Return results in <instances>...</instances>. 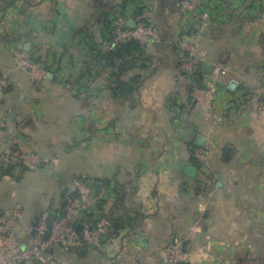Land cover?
<instances>
[{
    "label": "crops",
    "instance_id": "1",
    "mask_svg": "<svg viewBox=\"0 0 264 264\" xmlns=\"http://www.w3.org/2000/svg\"><path fill=\"white\" fill-rule=\"evenodd\" d=\"M189 1L191 10L183 0H15L0 14V78L9 83L0 93V152L16 147L46 160L31 170L15 163L24 178L0 183V193L59 212L76 177L104 185L85 211L110 220L103 245L69 254L72 264H167L174 238L187 264H264V0ZM143 7L153 15L136 16ZM204 13L205 63L227 71L217 81L216 118L197 106L196 82L181 69L180 40L192 42ZM150 17L163 40L144 46V68L118 77L94 63L108 51L110 21ZM24 53L40 59L46 81L32 80ZM135 76L137 92L122 98L118 86ZM199 137L210 149L202 161L191 149ZM25 170L36 173L26 178Z\"/></svg>",
    "mask_w": 264,
    "mask_h": 264
},
{
    "label": "built area",
    "instance_id": "2",
    "mask_svg": "<svg viewBox=\"0 0 264 264\" xmlns=\"http://www.w3.org/2000/svg\"><path fill=\"white\" fill-rule=\"evenodd\" d=\"M182 7L191 10L192 6L189 0H183ZM122 19L115 22L113 30V41L110 46L115 49L129 41L136 40L142 45H154L160 41V36L153 25L146 22H136V28L126 27ZM209 29V15L204 13L200 24L195 32L192 42L180 40V51L182 55V71L195 78L202 73V66L206 61V55L201 52L202 39ZM23 60V59H22ZM21 60V61H22ZM21 66L29 70L32 80L36 83H43L47 80L48 73L46 68L34 63L30 58H26ZM214 71V72H213ZM210 77L201 85L206 90L200 88L195 83L192 92V98L208 117L216 118L213 112L215 96L218 91L217 81L219 75H226L227 71L222 63H217ZM9 83L6 79L0 78V93L7 89ZM5 133V124L0 123V142ZM210 149L198 147L192 150L195 159L202 161L208 158ZM15 163H20L30 169H37L46 163L36 156L23 154L18 148L0 152V181L2 179L13 180V177L4 174ZM84 178H78L74 181V192L66 193L67 204L58 212L57 220L50 230V237L46 238L48 223L51 219V210L44 211L37 220L38 225L33 224L28 228V239L21 243L16 238L14 229L20 217L22 207L17 205L12 214H0V264H23L25 262H37L41 264H58L55 254L51 251L59 248L66 253L72 254L86 249L90 245L101 247L103 235L106 228L110 225L108 218L101 219L95 226L85 219V211L89 208L88 201L91 196V189ZM84 214L83 230L79 232L77 226L80 223L79 215ZM35 230V234L32 232ZM181 240L174 238L172 242L164 248L167 264H187L181 256Z\"/></svg>",
    "mask_w": 264,
    "mask_h": 264
},
{
    "label": "trees",
    "instance_id": "3",
    "mask_svg": "<svg viewBox=\"0 0 264 264\" xmlns=\"http://www.w3.org/2000/svg\"><path fill=\"white\" fill-rule=\"evenodd\" d=\"M14 3H15V0H11L4 7L0 8V14L6 13L12 7V5ZM153 13H154L153 11H150V8L143 7V8H136L135 9V15L138 17L146 15V14L153 15ZM142 21L153 25V27L155 28V30L159 34L160 39L163 40V32L160 30L159 24H157L154 20H152L151 17L150 18H144V19L140 20V22H142ZM115 22L116 21L114 20V21H110L108 23L107 29H106L107 31L104 35L106 38L105 40L108 42V45H107L108 51L106 53H103V54L96 53L94 63L98 62V61H100V62L104 61V62L110 64L112 66V68H114L117 71V76L121 77V76L127 74L128 71L131 72L133 69L144 68V65H138V64L142 63V62H140L139 59L144 57L145 47L139 41L132 40V41H129V42H127V43H125V44H123V45H121L115 49H111L110 46H111L112 41H113V30H114ZM136 22L139 23V20ZM91 51L92 52L94 51L93 46L91 47ZM30 59L34 63H40V59L35 55H31ZM203 75L204 74L202 71V73L200 75H198L194 81L196 83L201 82V80L203 79ZM140 83H141V76H135L132 78V81H129L126 84L120 83V85L117 88L118 93L120 94V96L122 98L129 99L134 95V93L137 92ZM195 148H198V146H196V145L191 146L192 150H194ZM16 169H18L17 164H13L8 169V171H6V173L4 175L10 176V177H13L14 179H16V176L18 175V173H17L18 171ZM85 180L88 181L87 179H85ZM65 200H66V197H65ZM61 211L62 210H60L59 213H61ZM100 218H101V216H97L96 213L93 212V208H92L91 213H87L85 215V219H89V221L92 223L93 226H95L100 221ZM104 239H105V236L103 235V241H102L101 246L103 245ZM57 249H59V248H56V250ZM56 250H53L51 252L55 254ZM78 252L72 253V254H78Z\"/></svg>",
    "mask_w": 264,
    "mask_h": 264
},
{
    "label": "rangeland",
    "instance_id": "4",
    "mask_svg": "<svg viewBox=\"0 0 264 264\" xmlns=\"http://www.w3.org/2000/svg\"><path fill=\"white\" fill-rule=\"evenodd\" d=\"M32 1H35V4H36L35 7H39L42 4L41 3L42 0H32ZM51 1L56 2V0H51ZM139 22H140V20H139ZM2 23H3V20H1V18H0V29H1V27H3L2 26ZM24 54L25 55H23L22 57H20V56L16 57L17 60H18L19 57L21 58V60L23 58V60L20 61V64L23 61H25L26 57L29 58L27 56V53H24ZM36 64H40V63H36ZM46 72L48 73L47 70H46ZM31 77H32V75H31ZM223 77L224 76L219 75V77H218V83L220 82V80ZM7 89H5V91ZM27 168L30 169L29 167H27ZM25 171L26 172L24 173V175L26 174L25 175L26 178H27V176H34L33 173H36L35 171H28V170H25ZM23 178H24V176H23ZM23 178H21L20 175L18 174L16 176V179H14V181L13 180H8V179L5 178V179H2L0 181V183H2L4 181H7L10 184L15 185L16 183H18V181H21ZM78 178H83V177H76L74 179V181L77 180ZM30 182H31V180H30ZM73 184H74V182H73ZM11 192H12L11 190H5L2 193H0V198H2L3 200H6L7 204H9V206H10L9 209H0V214H12L14 212V210H15V207L17 205H20L22 207L21 212H20V217H19L18 222L16 224V227L14 229V233H15V235L17 237L16 239L18 241H20L21 243H24L28 239V237L25 238L27 236V234H28V227L31 224H33L32 222H34L35 220L37 221L39 219V217L41 216V214L44 211H46L47 209H44L42 212H41V209H28L30 207V205H31L32 199H29L30 202L28 200H27V202H24V199H20V195H18L16 198L12 197ZM17 194H20V192L18 191ZM16 201L17 202H20V203L19 204H16L15 203ZM13 204H16V205L14 206L13 209H11V207L13 206ZM48 210H51V209H48ZM28 236H29V234H28ZM62 254H63V257L57 256V258H56V255H55V258H56L58 264H72L73 263L72 260L68 259L69 256H71V255L65 254V253H62ZM59 255H60V253H59ZM73 256H75V255H73ZM23 264H41V263H37V262H25Z\"/></svg>",
    "mask_w": 264,
    "mask_h": 264
},
{
    "label": "water",
    "instance_id": "5",
    "mask_svg": "<svg viewBox=\"0 0 264 264\" xmlns=\"http://www.w3.org/2000/svg\"><path fill=\"white\" fill-rule=\"evenodd\" d=\"M126 27L134 29V28H136V22L132 20L127 24ZM25 49L27 51H30V44H27ZM202 70H203V73L205 75H209L212 73V71L214 69L210 65H208L207 63H204L202 66ZM200 88L203 90H206L204 85H200ZM205 143H206V141L204 138H202V137L198 138L197 144L199 147L205 146ZM187 174L189 175V177L194 178L197 176L198 171L196 168L190 166L187 169ZM88 186L91 189V191L93 192L92 200L97 201L103 192L104 185L102 183H100L99 181H89ZM66 204H67V201H64V205H66ZM57 217H58V213L56 211H52L51 212V219L48 223V231L46 232V235H45L46 238L50 237V234H51L50 230L52 229L54 222L57 220ZM79 220H80V223L77 226V230L79 232H81L83 230V224L81 223L84 220V214L83 213H81L79 215ZM34 225L37 226L38 222L36 221ZM32 234H35V230L32 232ZM88 248L91 250H95L97 247H96V245H90ZM82 252H84V250H82Z\"/></svg>",
    "mask_w": 264,
    "mask_h": 264
}]
</instances>
